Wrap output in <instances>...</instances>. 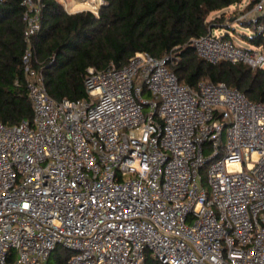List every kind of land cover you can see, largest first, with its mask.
Masks as SVG:
<instances>
[{"label":"built area","instance_id":"2783aa9c","mask_svg":"<svg viewBox=\"0 0 264 264\" xmlns=\"http://www.w3.org/2000/svg\"><path fill=\"white\" fill-rule=\"evenodd\" d=\"M22 7L34 117L0 125V264H50L58 247L74 253L60 264H146L147 252L162 264H264V103L224 83L182 84L173 52L90 67L87 97L56 101L33 45L44 0ZM262 17L264 0L241 19L262 33ZM192 45L210 64L264 70L263 46L212 28Z\"/></svg>","mask_w":264,"mask_h":264},{"label":"trees","instance_id":"16d2710c","mask_svg":"<svg viewBox=\"0 0 264 264\" xmlns=\"http://www.w3.org/2000/svg\"><path fill=\"white\" fill-rule=\"evenodd\" d=\"M22 1L0 0V125L6 126L31 122L34 117L22 64L26 49ZM242 1L105 0L96 16L89 10L69 14L57 0H44L42 29L33 38L36 68L54 100L79 101L87 97L84 79L88 68L122 67L138 52L158 59L173 52L179 62L171 68L182 84L195 88L207 79L240 90L252 102L264 103V70L227 61L210 64L192 45L193 39L206 35L210 28H231L225 24L226 15L209 17ZM258 2L251 0L246 10ZM259 23L264 24V17ZM243 37L264 47V32ZM69 258L68 253L58 262ZM146 264L162 263L147 252Z\"/></svg>","mask_w":264,"mask_h":264},{"label":"rangeland","instance_id":"374dc122","mask_svg":"<svg viewBox=\"0 0 264 264\" xmlns=\"http://www.w3.org/2000/svg\"><path fill=\"white\" fill-rule=\"evenodd\" d=\"M96 5L98 7L91 8V9H84L85 11L90 10L93 12L99 13V10L103 4H105V0H103V3H101L100 0H94ZM65 9L70 10L68 8L69 5H73V0H57ZM250 0H243L240 4L232 5L224 10L216 11L212 13L209 17V20H212L216 17H220L223 14L226 15V21L225 24L228 27H216L213 28V32L217 36H225L229 35L231 39L234 41V43L242 48L246 49H253L256 48V46L252 45L250 42L246 41L243 36H253L256 33L257 25L255 23H251L250 25L246 24L249 23L248 20H242L241 16L243 13H249L251 10H246L245 8L249 4ZM77 6V5H76ZM74 5V7H76ZM241 9V10H240ZM81 10V9H78ZM251 16V15H250ZM241 21L243 23H241ZM264 48V47H263ZM207 80V79H205ZM209 81V80H208ZM145 97L148 98L149 95L145 94ZM226 142V140H225ZM209 167L210 165L207 164L201 171V174L203 176V179L205 181V185L208 186V173H209ZM69 253V256H74V253L67 251L64 247H61L57 252L54 253L53 258H51L50 263L51 264H59V258L62 256H67Z\"/></svg>","mask_w":264,"mask_h":264},{"label":"bare ground","instance_id":"6f19581e","mask_svg":"<svg viewBox=\"0 0 264 264\" xmlns=\"http://www.w3.org/2000/svg\"><path fill=\"white\" fill-rule=\"evenodd\" d=\"M103 3V0H100ZM74 5L76 7H74ZM98 7L94 0H73V5H69L68 8L72 9L70 11H77L78 9H91Z\"/></svg>","mask_w":264,"mask_h":264},{"label":"crops","instance_id":"0c3cea01","mask_svg":"<svg viewBox=\"0 0 264 264\" xmlns=\"http://www.w3.org/2000/svg\"><path fill=\"white\" fill-rule=\"evenodd\" d=\"M251 1V0H250ZM250 3V2H249ZM249 5V4H248ZM247 5V6H248ZM246 9V8H245ZM70 10H72V9H70ZM241 10V9H240ZM81 11H85L84 9H81V10H77V11H66L67 13H69V14H75V13H77V12H81ZM244 38V37H243ZM245 39V38H244ZM246 40V39H245ZM246 41H248V40H246ZM249 42V41H248Z\"/></svg>","mask_w":264,"mask_h":264}]
</instances>
